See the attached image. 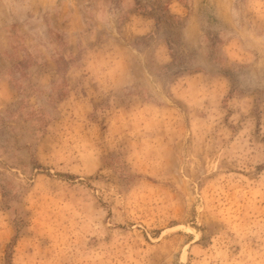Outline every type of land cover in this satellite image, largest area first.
I'll return each instance as SVG.
<instances>
[{"label":"rangeland","instance_id":"374dc122","mask_svg":"<svg viewBox=\"0 0 264 264\" xmlns=\"http://www.w3.org/2000/svg\"><path fill=\"white\" fill-rule=\"evenodd\" d=\"M219 4L0 18V264H264V0Z\"/></svg>","mask_w":264,"mask_h":264},{"label":"clouds","instance_id":"9594fccd","mask_svg":"<svg viewBox=\"0 0 264 264\" xmlns=\"http://www.w3.org/2000/svg\"><path fill=\"white\" fill-rule=\"evenodd\" d=\"M53 0H0V18L8 24H18L34 40L46 45L45 51H55L47 35L48 25L46 17L54 11ZM219 14L232 26L239 22V12L232 6V0H220ZM92 15L99 26L111 27L113 13L104 6L92 10Z\"/></svg>","mask_w":264,"mask_h":264}]
</instances>
